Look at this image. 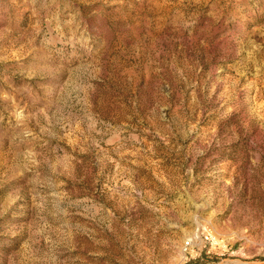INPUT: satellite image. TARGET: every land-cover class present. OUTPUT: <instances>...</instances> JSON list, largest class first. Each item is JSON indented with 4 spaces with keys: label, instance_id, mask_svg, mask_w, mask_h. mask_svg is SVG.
<instances>
[{
    "label": "rangeland",
    "instance_id": "obj_1",
    "mask_svg": "<svg viewBox=\"0 0 264 264\" xmlns=\"http://www.w3.org/2000/svg\"><path fill=\"white\" fill-rule=\"evenodd\" d=\"M0 264H264V0H0Z\"/></svg>",
    "mask_w": 264,
    "mask_h": 264
},
{
    "label": "built area",
    "instance_id": "obj_2",
    "mask_svg": "<svg viewBox=\"0 0 264 264\" xmlns=\"http://www.w3.org/2000/svg\"><path fill=\"white\" fill-rule=\"evenodd\" d=\"M207 244L222 246L223 240L216 236L205 223L197 222L190 236L183 241L181 250L184 254H190L196 248L204 249Z\"/></svg>",
    "mask_w": 264,
    "mask_h": 264
}]
</instances>
